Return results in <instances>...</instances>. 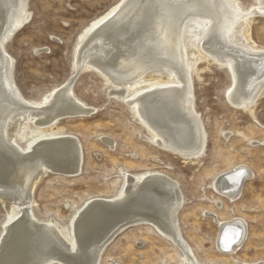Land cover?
<instances>
[{
  "label": "bare ground",
  "instance_id": "bare-ground-1",
  "mask_svg": "<svg viewBox=\"0 0 264 264\" xmlns=\"http://www.w3.org/2000/svg\"><path fill=\"white\" fill-rule=\"evenodd\" d=\"M27 1L0 0V199L12 215L0 239V264H99L118 233L147 223L176 246L182 264H204L180 228L184 197L179 183L162 172L125 173L119 197L91 199L78 212L72 238L55 221L35 216L33 196L43 175L52 170L75 176L82 167L79 139L56 133V124L94 109L76 97L73 81L41 104L21 93L4 44L28 18ZM254 16L264 17V0L250 10L240 0H123L83 39L75 72L87 65L98 69L116 86L111 94L118 99L131 88L148 86L128 104L154 134L152 140L187 160L197 159L205 151L207 132L196 111L191 71L205 51L232 71L228 101L252 110L264 92V49L245 32ZM28 121L45 131L23 148L19 139ZM252 176L246 166L235 167L216 177L214 189L235 201ZM218 221L219 249L236 254L247 222Z\"/></svg>",
  "mask_w": 264,
  "mask_h": 264
},
{
  "label": "rangeland",
  "instance_id": "rangeland-1",
  "mask_svg": "<svg viewBox=\"0 0 264 264\" xmlns=\"http://www.w3.org/2000/svg\"><path fill=\"white\" fill-rule=\"evenodd\" d=\"M122 1L28 0V18L4 44L13 59L15 82L27 100L44 103L48 94L73 81L76 97L94 109L91 114L67 116L56 124V133L79 139L82 167L75 176L52 170L43 175L33 196L35 216L55 221L72 238L78 212L91 199L119 197L125 173L162 172L179 183L184 197L180 228L202 263L264 264V92L252 110L232 105L228 101L232 71L202 50L191 76L196 111L207 132L205 151L199 158L187 160L160 148L152 140L154 134L138 119L137 109L128 104L148 86L131 88L125 98L118 99L111 94L116 86L98 69L87 65L75 72L83 39ZM240 1L245 10L259 3ZM245 32L264 49V17H252ZM44 131L28 121L19 143L28 148ZM238 166H246L253 176L234 201L215 190L214 183L218 175ZM233 218L247 222V236L236 254L224 255L217 243L218 220ZM11 219L0 199V239ZM118 234L99 264L183 262L176 246L148 223Z\"/></svg>",
  "mask_w": 264,
  "mask_h": 264
}]
</instances>
